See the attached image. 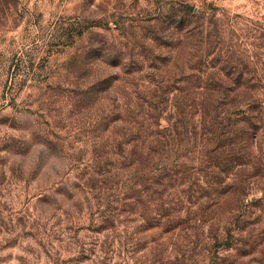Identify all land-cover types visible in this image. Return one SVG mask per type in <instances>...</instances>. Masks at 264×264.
I'll return each instance as SVG.
<instances>
[{
    "label": "rangeland",
    "instance_id": "374dc122",
    "mask_svg": "<svg viewBox=\"0 0 264 264\" xmlns=\"http://www.w3.org/2000/svg\"><path fill=\"white\" fill-rule=\"evenodd\" d=\"M0 264H264V0H0Z\"/></svg>",
    "mask_w": 264,
    "mask_h": 264
},
{
    "label": "clouds",
    "instance_id": "9594fccd",
    "mask_svg": "<svg viewBox=\"0 0 264 264\" xmlns=\"http://www.w3.org/2000/svg\"><path fill=\"white\" fill-rule=\"evenodd\" d=\"M4 155V153H0V156H3Z\"/></svg>",
    "mask_w": 264,
    "mask_h": 264
}]
</instances>
